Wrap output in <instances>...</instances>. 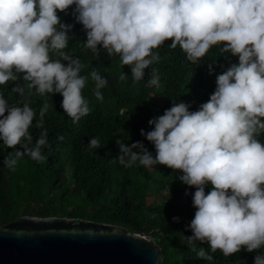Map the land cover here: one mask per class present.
<instances>
[{"label":"clouds","instance_id":"9594fccd","mask_svg":"<svg viewBox=\"0 0 264 264\" xmlns=\"http://www.w3.org/2000/svg\"><path fill=\"white\" fill-rule=\"evenodd\" d=\"M71 6L86 32L82 46L95 55L100 48L108 57L118 55L133 81L160 60L157 49L166 41L191 64L213 47L225 58L236 57L197 110L173 100L163 115L148 121L152 130L141 129L155 155L143 142L117 139L118 160L124 167L165 165L195 188V212L187 225L192 235L185 241L208 246L194 249L198 258L212 261L217 250L229 257L243 249L258 251L254 264H264V143L257 139L264 133V0H0V85L23 82L11 88L22 98L16 104L0 93V139L12 149L3 164L10 170L25 156L46 158L42 148L49 133L41 131L33 143L29 129L36 113L26 95L61 94L73 123L91 112L82 95L86 81L93 82L95 98L103 99L107 79L95 67L81 75V60L66 51L70 26L58 13ZM126 79L121 72L119 80ZM159 80L153 68L147 85L159 87ZM47 111L45 101L35 127H42ZM88 147L99 148V139L92 137Z\"/></svg>","mask_w":264,"mask_h":264},{"label":"trees","instance_id":"16d2710c","mask_svg":"<svg viewBox=\"0 0 264 264\" xmlns=\"http://www.w3.org/2000/svg\"><path fill=\"white\" fill-rule=\"evenodd\" d=\"M73 8L58 13L62 22L70 26L66 51L81 60V75L87 76L95 67L107 79L106 87L101 89L103 99L95 98L93 82L86 81L82 95L91 112L73 123L61 107V94L23 98L36 113L29 129L33 143L41 131L46 129L49 133L48 144L42 148L46 158L37 162L25 156L10 170L3 161L12 149L0 139V226L22 216L78 218L122 226L130 233L152 238L162 249L163 264H254L258 251L243 249L229 257L217 250L212 253V261L198 258L196 250H207L208 246L197 242L190 247L185 241V237L192 235L187 225L195 212V188L179 180L180 171L165 165L145 168L137 163L124 167L119 163L116 143L117 139L129 145L140 141L155 155L154 146L141 134V129L152 130L148 121L163 115L173 100L189 103L190 110H197L214 92L216 76L237 62L236 57L225 58L213 47L196 64H191L179 47L171 49V41H166L157 49L160 60L145 69L143 79L133 81L129 66H121L118 55L108 57L102 48L95 55L82 46L87 36L83 25L76 22ZM209 63L214 68L211 75ZM153 68L160 77L159 87L147 85ZM121 72L127 74L125 81L119 80ZM14 83L23 82L0 85V93L10 104L22 99L11 91ZM45 101L48 111L42 127L37 128L35 123ZM92 137L99 139V148L88 147ZM257 139L264 143V133ZM160 192H164L161 202L152 203L151 198Z\"/></svg>","mask_w":264,"mask_h":264},{"label":"water","instance_id":"95a60500","mask_svg":"<svg viewBox=\"0 0 264 264\" xmlns=\"http://www.w3.org/2000/svg\"><path fill=\"white\" fill-rule=\"evenodd\" d=\"M0 264H163V254L122 226L22 216L0 226Z\"/></svg>","mask_w":264,"mask_h":264},{"label":"rangeland","instance_id":"374dc122","mask_svg":"<svg viewBox=\"0 0 264 264\" xmlns=\"http://www.w3.org/2000/svg\"><path fill=\"white\" fill-rule=\"evenodd\" d=\"M156 99H159L158 97ZM164 192H160V195H155L151 198V202L152 203H160L162 198H161V194H163Z\"/></svg>","mask_w":264,"mask_h":264},{"label":"built area","instance_id":"2783aa9c","mask_svg":"<svg viewBox=\"0 0 264 264\" xmlns=\"http://www.w3.org/2000/svg\"><path fill=\"white\" fill-rule=\"evenodd\" d=\"M147 237V236H146ZM148 238V237H147ZM151 241H153V239L152 238H149Z\"/></svg>","mask_w":264,"mask_h":264}]
</instances>
